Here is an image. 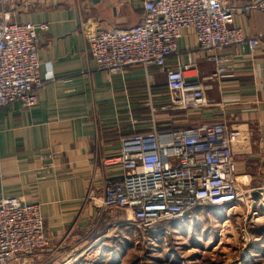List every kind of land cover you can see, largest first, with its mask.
<instances>
[{
  "label": "crops",
  "instance_id": "0c3cea01",
  "mask_svg": "<svg viewBox=\"0 0 264 264\" xmlns=\"http://www.w3.org/2000/svg\"><path fill=\"white\" fill-rule=\"evenodd\" d=\"M220 1L233 9L244 35L259 43L252 52L245 44L217 52L231 70L208 82L205 108L172 109L163 71L132 66L110 75L86 49V32L94 25L103 30L136 25L143 0H0V17L5 13L11 23L46 27L36 41L42 81L37 102L23 107L15 101L0 109V198L40 204L49 237L32 264H47L64 245H96L124 223L123 210L101 205L105 184L122 175L105 161L118 153L122 138L153 128L166 132L220 122L238 131L231 155L244 199L226 211H241L243 234L264 229V4L246 11L257 0ZM188 63L194 64L184 73L190 79L203 80L214 71L193 30L185 28L165 64L177 70ZM263 239L260 232L254 238Z\"/></svg>",
  "mask_w": 264,
  "mask_h": 264
},
{
  "label": "built area",
  "instance_id": "2783aa9c",
  "mask_svg": "<svg viewBox=\"0 0 264 264\" xmlns=\"http://www.w3.org/2000/svg\"><path fill=\"white\" fill-rule=\"evenodd\" d=\"M263 4L264 0H257L243 9ZM142 10L140 21L127 29L92 26L86 32V49L97 68L110 75H121L132 66L163 71L172 109L205 108L208 82H217L231 70L230 61L217 52L243 44L252 52L259 43L234 24L233 9L220 0H143ZM45 28L44 24L11 23L5 13L0 17V109L15 101L23 107L37 102L42 81L36 41L38 30ZM185 28L193 30L197 48L214 65L213 73L203 80L185 76L193 63L177 70L166 68L165 60L177 52ZM46 77L53 79L51 73ZM239 137L225 124L209 122L166 132L153 128L122 138L118 153L105 161L118 166L121 179L105 184L101 205L123 210L125 220L139 229L196 209L229 210L244 199L231 155ZM48 245L40 204L0 198V264H32V256ZM75 259L68 257L64 264Z\"/></svg>",
  "mask_w": 264,
  "mask_h": 264
},
{
  "label": "rangeland",
  "instance_id": "374dc122",
  "mask_svg": "<svg viewBox=\"0 0 264 264\" xmlns=\"http://www.w3.org/2000/svg\"><path fill=\"white\" fill-rule=\"evenodd\" d=\"M226 210H192L148 229L129 224L124 215V223L96 245H64L46 263L64 264L74 257L71 264H264V239L254 240L264 229L243 234L241 211Z\"/></svg>",
  "mask_w": 264,
  "mask_h": 264
},
{
  "label": "trees",
  "instance_id": "16d2710c",
  "mask_svg": "<svg viewBox=\"0 0 264 264\" xmlns=\"http://www.w3.org/2000/svg\"><path fill=\"white\" fill-rule=\"evenodd\" d=\"M196 210H198V209H196Z\"/></svg>",
  "mask_w": 264,
  "mask_h": 264
}]
</instances>
